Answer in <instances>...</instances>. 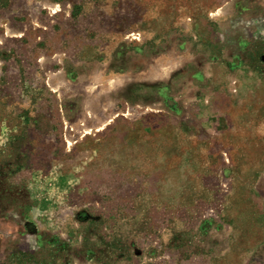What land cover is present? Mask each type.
Masks as SVG:
<instances>
[{
  "label": "rangeland",
  "instance_id": "rangeland-1",
  "mask_svg": "<svg viewBox=\"0 0 264 264\" xmlns=\"http://www.w3.org/2000/svg\"><path fill=\"white\" fill-rule=\"evenodd\" d=\"M0 264H264V0H0Z\"/></svg>",
  "mask_w": 264,
  "mask_h": 264
}]
</instances>
